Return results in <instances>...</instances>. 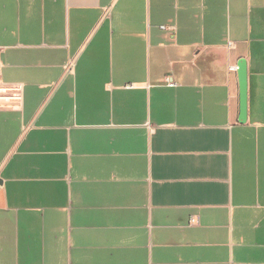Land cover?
Here are the masks:
<instances>
[{
	"label": "crops",
	"instance_id": "obj_1",
	"mask_svg": "<svg viewBox=\"0 0 264 264\" xmlns=\"http://www.w3.org/2000/svg\"><path fill=\"white\" fill-rule=\"evenodd\" d=\"M0 63V264H264V0H0Z\"/></svg>",
	"mask_w": 264,
	"mask_h": 264
},
{
	"label": "water",
	"instance_id": "obj_2",
	"mask_svg": "<svg viewBox=\"0 0 264 264\" xmlns=\"http://www.w3.org/2000/svg\"><path fill=\"white\" fill-rule=\"evenodd\" d=\"M238 79L240 85V120L246 118V63L242 59L237 66Z\"/></svg>",
	"mask_w": 264,
	"mask_h": 264
},
{
	"label": "built area",
	"instance_id": "obj_3",
	"mask_svg": "<svg viewBox=\"0 0 264 264\" xmlns=\"http://www.w3.org/2000/svg\"><path fill=\"white\" fill-rule=\"evenodd\" d=\"M1 68H2V66H1V63H0V72H1ZM230 69H231V70H237V66H230ZM168 84H169L170 86L174 85L173 82H168Z\"/></svg>",
	"mask_w": 264,
	"mask_h": 264
}]
</instances>
